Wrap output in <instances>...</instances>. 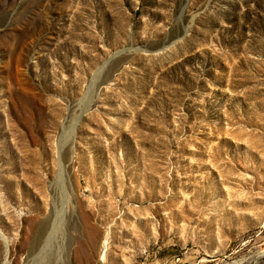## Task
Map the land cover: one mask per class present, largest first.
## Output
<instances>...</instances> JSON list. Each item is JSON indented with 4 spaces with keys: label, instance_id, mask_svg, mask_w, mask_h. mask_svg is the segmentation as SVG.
<instances>
[{
    "label": "rangeland",
    "instance_id": "374dc122",
    "mask_svg": "<svg viewBox=\"0 0 264 264\" xmlns=\"http://www.w3.org/2000/svg\"><path fill=\"white\" fill-rule=\"evenodd\" d=\"M0 264H264V0H0Z\"/></svg>",
    "mask_w": 264,
    "mask_h": 264
},
{
    "label": "bare ground",
    "instance_id": "6f19581e",
    "mask_svg": "<svg viewBox=\"0 0 264 264\" xmlns=\"http://www.w3.org/2000/svg\"><path fill=\"white\" fill-rule=\"evenodd\" d=\"M67 130V129H66ZM62 144V143H61ZM64 195V194H63ZM67 200V199H66ZM63 212V211H62ZM54 231V230H53ZM105 243V242H104ZM105 256V255H104Z\"/></svg>",
    "mask_w": 264,
    "mask_h": 264
}]
</instances>
